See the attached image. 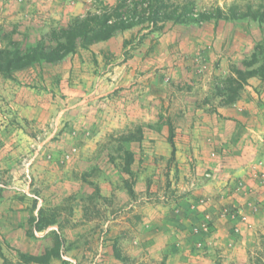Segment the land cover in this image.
I'll return each instance as SVG.
<instances>
[{"label":"rangeland","instance_id":"1","mask_svg":"<svg viewBox=\"0 0 264 264\" xmlns=\"http://www.w3.org/2000/svg\"><path fill=\"white\" fill-rule=\"evenodd\" d=\"M50 1L0 20V57L105 6L154 5ZM156 5L172 19L0 71V264H264V78L231 79L264 63V0Z\"/></svg>","mask_w":264,"mask_h":264},{"label":"trees","instance_id":"2","mask_svg":"<svg viewBox=\"0 0 264 264\" xmlns=\"http://www.w3.org/2000/svg\"><path fill=\"white\" fill-rule=\"evenodd\" d=\"M154 5L151 6L149 16L145 14L130 15L125 9L126 5L119 2L115 6H105L101 12H88L84 16H77L68 26L53 29L52 32L43 36L35 45L28 46L25 50L21 49L17 44L13 49H6L0 57V71L4 75L10 76L11 73L18 69L40 65L42 63H52L64 59L68 54L76 52L80 47L86 48L92 43L107 40L119 31H123L134 27L146 20L155 23L157 20H170L172 17L168 14L157 17L159 0H152ZM213 15L201 14L190 15L188 21L201 22ZM242 16H239L241 18ZM254 19L264 21V16H252ZM215 18H222L220 15ZM176 20H180L176 18ZM256 52L254 53V56ZM257 61H254V64ZM234 76L232 81L239 82L240 88L248 83V79L253 76L264 78V63L258 68L252 70H233ZM231 91V90H230ZM232 94L236 93V89H232ZM228 97V103L234 102L235 97ZM238 96V95H236ZM42 263H46V258H41Z\"/></svg>","mask_w":264,"mask_h":264},{"label":"crops","instance_id":"3","mask_svg":"<svg viewBox=\"0 0 264 264\" xmlns=\"http://www.w3.org/2000/svg\"><path fill=\"white\" fill-rule=\"evenodd\" d=\"M47 1L48 0H0V20L8 17L12 18V17L38 16V14H41V12H45L44 11L45 9L41 8L40 6L38 7L37 4L38 3L43 4V2H47ZM70 1H74L75 3V6L72 8V12L78 15H84L92 7L93 2L98 0H51L50 3H52L53 5L54 4L59 5L60 8L58 7L55 11H57V13L61 16L63 15L62 12L64 13L68 12L65 8L62 7L67 5V3ZM99 1L114 3L116 0H99ZM26 38H27L26 41L28 42V46H32L33 44H35V38H33L34 40H32L30 35ZM249 82L257 85L261 81L258 80L256 77H252L249 79ZM224 109H225L224 107H221L220 112H224ZM232 121L234 122V124L236 123L235 119H233ZM235 128L236 127L234 125V129L230 137L233 136L234 134L233 132L235 131ZM238 167L239 168L236 174L239 173L241 174V172H245L247 168V166H238Z\"/></svg>","mask_w":264,"mask_h":264}]
</instances>
